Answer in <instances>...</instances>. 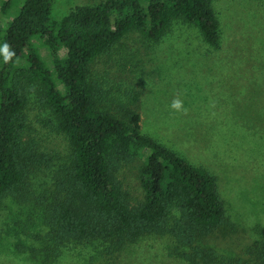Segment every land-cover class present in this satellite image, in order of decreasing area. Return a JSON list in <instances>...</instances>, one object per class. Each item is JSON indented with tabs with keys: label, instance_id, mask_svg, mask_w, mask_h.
Listing matches in <instances>:
<instances>
[{
	"label": "trees",
	"instance_id": "1",
	"mask_svg": "<svg viewBox=\"0 0 264 264\" xmlns=\"http://www.w3.org/2000/svg\"><path fill=\"white\" fill-rule=\"evenodd\" d=\"M14 1L17 12L0 29V204L8 199L32 207L36 221L29 214L15 230L26 233L30 222L45 228L39 237L43 246L29 247L30 253L49 264L68 243L98 241L119 252L156 235L170 237L167 254L186 264H264V231L244 255L206 242L230 224L216 177L140 132L137 92L112 109L91 70L94 59L126 34L156 42L173 20L193 24L217 48L212 0H99L55 19H50L54 0H3L1 10ZM34 39L45 47L50 67ZM32 85L48 114L44 125L67 141L51 185L36 194L30 177L60 157L41 150L31 134L26 111ZM136 156L142 158L143 197L132 201L117 174Z\"/></svg>",
	"mask_w": 264,
	"mask_h": 264
},
{
	"label": "rangeland",
	"instance_id": "2",
	"mask_svg": "<svg viewBox=\"0 0 264 264\" xmlns=\"http://www.w3.org/2000/svg\"><path fill=\"white\" fill-rule=\"evenodd\" d=\"M97 1L54 0L50 19ZM211 5L218 23L217 48L209 46L193 24L173 20L156 42L137 32L126 34L94 59L91 70L102 81L112 109L117 102L127 101L130 92H137L134 107L140 132L216 177L230 224L206 242L220 252L244 255L264 231V0H212ZM17 7L16 1L6 12L0 7V29ZM32 42L50 67L45 47L38 40ZM28 98V124L39 148L65 156L66 137L44 125L48 114L35 85ZM176 102L179 107H173ZM61 161V157L54 159L30 177L35 194L51 185ZM141 162L136 156L117 174L132 201L143 197L138 178ZM32 210L8 199L0 204V264H45L29 251L43 246L39 237L45 228L30 222L26 233L15 230L29 214L36 221ZM171 241L149 235L119 252L107 251L105 243L98 241L68 243L49 264H186L167 254Z\"/></svg>",
	"mask_w": 264,
	"mask_h": 264
},
{
	"label": "clouds",
	"instance_id": "3",
	"mask_svg": "<svg viewBox=\"0 0 264 264\" xmlns=\"http://www.w3.org/2000/svg\"><path fill=\"white\" fill-rule=\"evenodd\" d=\"M5 47H6V45H5ZM6 59H7V57H6ZM173 107H179V102H176V103L173 105Z\"/></svg>",
	"mask_w": 264,
	"mask_h": 264
}]
</instances>
